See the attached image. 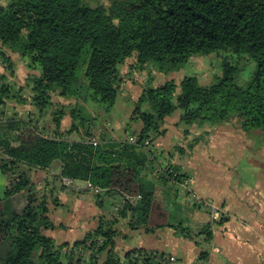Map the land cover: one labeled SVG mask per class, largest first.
<instances>
[{"label":"trees","instance_id":"obj_1","mask_svg":"<svg viewBox=\"0 0 264 264\" xmlns=\"http://www.w3.org/2000/svg\"><path fill=\"white\" fill-rule=\"evenodd\" d=\"M90 1L0 0V59L9 76L8 51L29 70L16 86L0 74V116L11 100L29 104L22 115L14 110L0 119V171L7 179L0 186V264H167L163 251L118 253L116 218L103 217L74 242L56 243L49 232L60 226L51 218L60 204L54 193L63 188L60 176L90 181L98 203L101 194L140 193L137 203L123 200L119 215H128L131 228L154 229L165 219L152 215L155 182L187 178L170 164L172 171L157 172L159 179L147 176L156 167L152 143L167 121L176 116L171 120L186 139L191 128L207 133L210 125L232 120L264 132V0ZM231 53L240 57L232 62ZM195 54L220 58L213 82L186 75L143 87L122 125L126 137L109 135L107 113L126 66L129 75L149 66L175 72ZM250 63L251 80L239 85ZM198 141L191 138L186 148ZM53 164L58 172L50 171ZM39 171L44 180L33 178ZM175 228L184 238L213 237L210 222L198 232L181 223Z\"/></svg>","mask_w":264,"mask_h":264},{"label":"crops","instance_id":"obj_2","mask_svg":"<svg viewBox=\"0 0 264 264\" xmlns=\"http://www.w3.org/2000/svg\"><path fill=\"white\" fill-rule=\"evenodd\" d=\"M7 55L11 58L13 63V74L9 76L7 74L8 71L3 70L1 66L0 74L2 73L8 76L6 80L7 82H11V84H15V86L19 84L22 85L25 78L27 77V73L29 72V70L26 68V62L16 52L8 51ZM28 107L29 104L24 105L11 101L4 107V114L0 116V119H5L4 117L13 113L14 110L17 112L16 116H20ZM110 121L111 125L113 126L114 121L112 119H110ZM68 122L69 120L64 121L65 127H67ZM174 122L175 120L171 119L167 121L165 124L166 131L162 135L158 136L155 141H153L151 146V151L153 152L151 155L155 158L153 164L156 166V164L160 165L163 163H168L173 167H176L180 173L187 175V178H189L191 181V187L197 193H200L201 195L213 200L218 206L220 205L224 210H227V208L223 207L226 200L214 193L208 184L203 185L201 182L204 181L199 177V175H197L199 171L198 166L200 165V159L205 157L204 150L201 145L203 141H199L191 149L186 148V143L188 142L187 140L191 138V134H197V130L190 129L189 138L186 139L180 128L174 125ZM124 123L125 122H122L119 128H121ZM119 128H117V130ZM109 135L112 136L113 139L119 137V140H123L125 137L121 135L120 132L114 133V131H109ZM208 137L210 140V143H208L212 145L211 134L208 133ZM177 145H182V149L176 147ZM50 171L53 173L58 172V166L53 164L50 168ZM37 176L42 180L45 178L44 172L41 173L39 171V173L33 175V178L36 179ZM147 176H149L150 179L156 178L153 176V173H149ZM0 183L1 186L7 184V179L1 173V171ZM39 186L40 184H37V187ZM54 193L57 194L58 199H60V204L56 208L52 209L53 214L51 218L60 226L50 231L49 234L56 243L63 241L73 242L77 238H81L85 232L96 227L99 222V217H106L108 219L116 218V225H118V223L126 224L124 223V220L127 221L130 219L128 218V215H119L120 212L118 211L122 207L124 200L121 193H116L113 195L101 194L99 197V202L105 204L106 201L107 205L105 207L102 206L103 209L101 210L96 209V211H93V202L85 198L86 194H91L90 191L84 189L73 190L63 187L59 191H54ZM69 193H72L73 196L69 197ZM153 196L156 201V205L152 214L153 217H163L164 214L165 219L163 224L169 226L166 228L167 232L165 235L168 237V240L164 242L167 245H173V247L170 248L169 251L165 252H167L168 255H174L177 260V264H264V234L256 235L246 228L242 229L239 227L233 222V219L226 218L224 221L219 222V224L216 225L217 230H213V237L211 241L208 242V251L205 252L204 249H201V246L196 247L194 245L190 247L182 242L180 237H173L175 225L181 223L182 225L188 226L194 231L198 232L204 223L209 222L207 209L202 206L198 207L195 205H184L180 200L177 202L176 197L179 199V196H177V187L170 179L157 180L155 182ZM109 200H111L110 203H108ZM72 201L74 204L71 206L69 203ZM66 206L68 207V211L64 212L66 211L64 210ZM178 211V217L172 218V215L177 214ZM98 213L99 215L97 216ZM262 219H264V217H262ZM147 227L149 231H153V229H150L152 228V224L148 225ZM130 230L137 236L140 235V239L134 245H130L123 249L122 247H125V245H119L117 235L115 238L116 251L120 249V254L126 250L138 247L164 252V250L156 249L154 247L152 248L148 246V244L145 245L144 240L146 238L144 233L147 231V229L138 227L130 228ZM262 231L264 232V228H262ZM201 234L204 236L203 233H200L199 235ZM142 235L143 238H141ZM238 236H241L239 238L241 239L240 241L237 240ZM184 239L187 240L186 238ZM243 241L247 242V246L244 245ZM183 246L185 248L184 250H182ZM157 248L165 249L166 246L161 244L158 245ZM203 251L204 254L200 256V253ZM184 256L186 259L183 258Z\"/></svg>","mask_w":264,"mask_h":264},{"label":"rangeland","instance_id":"obj_3","mask_svg":"<svg viewBox=\"0 0 264 264\" xmlns=\"http://www.w3.org/2000/svg\"><path fill=\"white\" fill-rule=\"evenodd\" d=\"M90 2L92 4L108 5L107 0H91ZM231 56L233 62L240 57V54L231 53ZM0 66L5 70L3 63H1ZM126 67L122 71L126 75L124 79L125 83L122 84L120 93L114 106L107 113L108 119H106L110 124V119H112L114 123L113 126L110 125V127L112 126L114 129L111 128V130H114V133L120 132L123 136V127H119L122 122L127 123L129 121V114L133 110L135 102L143 87H155V85L167 80H174V82L178 83L179 80L186 75H196L199 82L208 84L214 81L216 72H218V69L220 70V58L213 54H195V56L191 57L180 69L175 72L167 73L159 71L155 66H149L145 71H141L140 73L134 72L129 75L127 74ZM252 67L253 63H250L241 73L239 80H237L239 85H246L251 80L252 71H250V69ZM25 96H27V94L24 95V97ZM11 101L13 102V100ZM2 107L3 106H1V108ZM99 111L100 110L97 109L95 113L98 114L100 113ZM175 117L176 116H174V118ZM168 119H170V117H168ZM138 124L139 122H135L133 126L136 128ZM117 128L119 129L117 130ZM207 133L211 134L212 145L209 144L210 140ZM207 133L198 129L197 134H191L192 139L199 136V141H203L201 145L205 157L200 159V165L198 166L199 171L197 174L204 181L201 183L203 185L208 184L214 193L226 200L223 207L227 208L229 212L225 210L227 211L228 218L233 219L234 223L242 229L246 228L252 231L256 235L264 234L262 231V228H264V219H262V217H264V132H262L261 129H241L236 123V120H232L231 122L221 123L216 126L210 125ZM191 138H189L188 141H190ZM152 173L154 174V172ZM155 176L159 179L158 173L155 174ZM90 192L92 195L86 194L85 198L93 202V211H96V209H103V207L107 205L106 201L105 204L100 202L96 203V196L94 197L93 192ZM68 196L72 197L73 194L69 193ZM176 199L177 202H179L180 199L177 197ZM110 201L111 200H109L108 203H110ZM12 202H16V200ZM72 204H74L73 201L69 203L71 206ZM22 205L21 203V206ZM67 209L68 207L66 206L64 208L66 211H63L67 212ZM178 214L179 211L177 214L172 215V218L178 217ZM98 215L99 213L97 216ZM102 218L103 217H99V221ZM106 219L110 220L108 218ZM124 223L126 224L118 223V225H115L118 231L117 240H119V245H125V247H122L123 249L130 245H134L140 239V235L137 236L130 230L131 227L128 225V220H124ZM167 227L169 226L164 224L158 225L153 231L147 230L144 233L146 238L144 240L145 245L148 244V246L152 248L164 250L166 259H168L169 256L174 257V255H168L167 252H165L173 247V245H167L164 242L168 240V237L165 236ZM213 230H217L216 225L212 228V233ZM174 231L173 237H180L181 241L188 246H201V249H204L205 252L208 251L209 243L202 234L195 236L194 239L186 238L187 240H185L177 228H175ZM240 237L241 236H238L237 240L240 241ZM141 238H143V235ZM243 242L244 245L247 246V242ZM161 244L166 246V248H157V246ZM184 249L183 246L182 250ZM119 252H121L120 249H118V253ZM183 258L186 259L185 256ZM175 264H177L176 258Z\"/></svg>","mask_w":264,"mask_h":264},{"label":"built area","instance_id":"obj_4","mask_svg":"<svg viewBox=\"0 0 264 264\" xmlns=\"http://www.w3.org/2000/svg\"><path fill=\"white\" fill-rule=\"evenodd\" d=\"M2 63L0 59V64ZM128 140L130 142H133L135 140V135H130L128 137ZM91 143L94 145L97 143V138L93 137L91 139ZM148 143V142H146ZM172 170L169 167V164H163L162 166L157 165L154 169V174H157V172H168L170 173ZM175 174V173H173ZM61 178V184L64 188L67 189H73V190H80L84 189L87 191L95 192L97 190V187H94L90 181H82L77 178H70L67 176H60ZM175 184L177 185V196H179V199L181 203L184 205L189 206H202L207 209L208 216H209V222L211 224V228H213L215 225L219 224L220 220L224 217H228L227 212L223 210V208L219 205H217L213 200L201 195L200 193H197L192 187H191V181L189 178H182L177 181H175ZM123 199L127 200L130 203H137L139 199H141V194H131L127 192L121 193ZM167 264H175V258L173 256H169L168 259H166Z\"/></svg>","mask_w":264,"mask_h":264}]
</instances>
